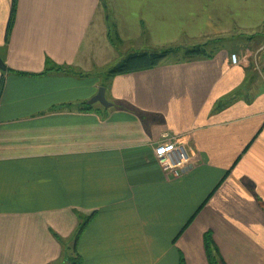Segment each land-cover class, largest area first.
Wrapping results in <instances>:
<instances>
[{
  "label": "crops",
  "instance_id": "1",
  "mask_svg": "<svg viewBox=\"0 0 264 264\" xmlns=\"http://www.w3.org/2000/svg\"><path fill=\"white\" fill-rule=\"evenodd\" d=\"M13 2L0 0V264H65L74 248L82 264H209L207 233L226 264H264V0ZM138 41L188 43L106 81ZM103 85L111 107L89 106ZM171 141L192 159L179 176L155 158Z\"/></svg>",
  "mask_w": 264,
  "mask_h": 264
},
{
  "label": "trees",
  "instance_id": "2",
  "mask_svg": "<svg viewBox=\"0 0 264 264\" xmlns=\"http://www.w3.org/2000/svg\"><path fill=\"white\" fill-rule=\"evenodd\" d=\"M15 9H16V0H14L13 2V14L15 13ZM12 24H13V16L9 25L8 33L11 31ZM110 38L116 47L122 45V41L119 38L114 25H112ZM219 43L221 42L219 41L210 44L208 43L205 45L194 47L193 49L186 51L183 60L191 61L199 58H211L214 52L216 51L215 50L216 46L219 45ZM209 49H212L213 52L209 53ZM179 52L180 51L175 49H169L166 51L160 50V51H149L141 54H131L127 58H125L122 62H120L116 67H114L110 72L107 73L106 81H109L118 76H125V75L154 70L160 67L169 56L174 54H179ZM59 71L60 69H58V72ZM3 86H4V80H2L0 84V95L3 90ZM103 86L106 87L105 85ZM88 109L90 110L92 109V107H88ZM198 212L193 216V218L190 220V222L185 227V229L188 228L190 224L194 221ZM87 224L88 222L80 227V230L78 231L76 238L77 242L81 234L85 230ZM185 229L182 231V233L185 231ZM204 240H205V248H206L209 264H226L220 254L218 247L214 243L212 235L210 233H207L205 235ZM64 262L65 264H82L83 261L82 258L78 255L76 248H74L73 255L72 254L70 255L69 252L66 253V256L64 257ZM181 264H185V261L183 259L181 260Z\"/></svg>",
  "mask_w": 264,
  "mask_h": 264
},
{
  "label": "built area",
  "instance_id": "3",
  "mask_svg": "<svg viewBox=\"0 0 264 264\" xmlns=\"http://www.w3.org/2000/svg\"><path fill=\"white\" fill-rule=\"evenodd\" d=\"M232 63L234 65L238 63L237 56H232ZM155 158L164 165L166 171L176 176H179L180 172H183L192 162L191 156L181 141L159 143L155 149Z\"/></svg>",
  "mask_w": 264,
  "mask_h": 264
},
{
  "label": "rangeland",
  "instance_id": "4",
  "mask_svg": "<svg viewBox=\"0 0 264 264\" xmlns=\"http://www.w3.org/2000/svg\"><path fill=\"white\" fill-rule=\"evenodd\" d=\"M241 42H242V44L244 43L242 40L238 39L235 42H233V44H229V47L230 48H234L236 51H238V50L240 51L242 46H240V44H238V43H241ZM144 43H145V41H138V42H135L134 44H131V43L130 44H126L123 47H121L122 49L119 48V50L121 52H123L122 54H120L121 61H116V63H113V66L107 72H110L114 67H116L120 62H122L125 58H127L131 54H141V53L149 52L148 50H146V51L142 50V48H146ZM187 43H188L187 41L174 43L172 45H169L168 47L165 46V47L161 48L160 50L161 51H166V50H169V49H175V50H178L180 52H183L184 48L187 46L186 45ZM181 56H182V54H181ZM169 59L170 60H175L177 58L175 56H170Z\"/></svg>",
  "mask_w": 264,
  "mask_h": 264
},
{
  "label": "water",
  "instance_id": "5",
  "mask_svg": "<svg viewBox=\"0 0 264 264\" xmlns=\"http://www.w3.org/2000/svg\"><path fill=\"white\" fill-rule=\"evenodd\" d=\"M0 71L2 72L7 71V68L4 65V62L1 60V58H0ZM106 93H107V89L105 87L100 88L98 94L91 101L88 102V105L93 106L96 104H101L106 109L110 108L111 105L107 101Z\"/></svg>",
  "mask_w": 264,
  "mask_h": 264
}]
</instances>
